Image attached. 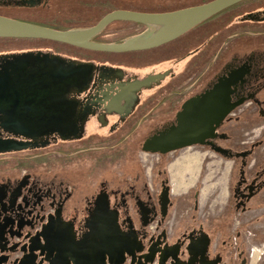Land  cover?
<instances>
[{"label": "flooded vegetation", "instance_id": "flooded-vegetation-1", "mask_svg": "<svg viewBox=\"0 0 264 264\" xmlns=\"http://www.w3.org/2000/svg\"><path fill=\"white\" fill-rule=\"evenodd\" d=\"M205 1L0 0V5L43 9L56 5L58 8L66 6L75 10L104 12L94 23L86 25L88 27L114 10L154 14ZM235 5L216 13L173 40L148 49L107 52L62 43L68 45L66 48L70 51L36 48L0 53V70L7 68L13 80L24 79L23 83L9 85L13 91L10 94L11 103L6 114L0 112V148L3 144L20 147L0 150V161H6L5 164L0 162V255H10L12 260L22 258L29 238L56 215L60 216L66 226H72L75 241L82 240L90 231L88 225L92 217L103 213L98 204L107 199L109 208L117 211L121 230H134L140 245L137 257L132 261L126 258L124 264H264V259L260 261L264 255V243L260 244L263 249L253 263L252 252L247 253L245 240L240 237L237 227L239 222L236 223V217L245 216V212L252 209V202L264 193V49L236 55L223 65L219 63L217 67L222 65L221 68L201 89L198 88L202 82L193 83L195 77L178 86L176 90L180 91V95L166 105L164 122L153 125V128L150 124L151 129L145 137L147 139L174 123L177 112L188 98L211 87L219 76L240 68L243 74L232 86L231 102H241L215 128L214 138L209 139L230 155L218 153L205 144H193L166 153L144 151L142 144L145 139H142L138 152L141 151L144 156L139 155L140 159L133 164L126 155H119V164L117 166L115 162L111 176L102 178L94 185L95 192L92 195L86 194L80 205L72 185L42 181L22 169L23 162H20L29 157L31 152L65 145L75 138H81L90 123L116 132L136 112L157 101L158 97L163 96L167 100L170 94H163V90L158 91V88L165 82L175 80L177 76L174 68L162 65L163 62L185 49L187 51L176 61L185 57L199 60L206 53L199 43L207 37L209 43L215 42L222 35L220 28H225L227 21L221 24L217 16ZM255 11L236 15L240 17L238 21H264L261 19L264 14L261 17L251 14ZM146 29L144 24L127 19L112 20L90 40L99 44L118 43ZM251 30L254 31V28ZM261 33L264 34V27ZM180 37L183 38L169 46V43ZM29 53L33 54L31 58L26 56ZM159 73L166 74L143 87L135 88L132 84ZM144 115L143 119L149 118L153 110ZM140 120L136 123L138 127ZM5 121L32 122L38 125L34 131L22 134L6 131L1 125ZM61 122L64 130L59 132L56 129L61 128ZM259 122L263 128L261 133V127L256 125ZM231 123L235 127L242 126V131L244 125H251L252 128L247 132L254 133L255 138L245 141L248 145L239 149L238 144L242 142L239 143L233 136ZM195 146L234 161L228 185L230 205L226 212L230 213V218L225 215L221 222L215 223L212 220L210 225L195 217L188 222H184L182 217L178 220L172 210L174 198L168 165L171 164V169L178 163L197 172L199 160L202 159L201 152H182L177 157L173 155L170 162L167 159L166 164L161 163L166 155ZM146 155L156 156L155 163ZM13 159H16V163H7ZM127 167L130 170H125ZM178 187L179 183H174V189ZM55 228L56 223L53 226ZM10 250L13 251L12 255ZM254 251L253 254L257 255V250ZM40 259L37 256L36 263L44 264Z\"/></svg>", "mask_w": 264, "mask_h": 264}, {"label": "rangeland", "instance_id": "rangeland-1", "mask_svg": "<svg viewBox=\"0 0 264 264\" xmlns=\"http://www.w3.org/2000/svg\"><path fill=\"white\" fill-rule=\"evenodd\" d=\"M253 10H256V13L251 14L256 17H261V15L264 14V0H244L217 16L221 19V24L227 21V26L225 28H220L222 35L219 36L215 42L209 43L207 37L199 43V45L203 46L206 50V53L203 54L199 60H195V58L192 57H185L184 59L176 61L187 51V49H185L174 53L169 59L163 62L162 65L173 67L174 73L177 76L175 80L165 82L162 87H159L160 89L158 88V91L163 90V94H170L167 100L163 96L158 97L157 101L136 112L130 121L116 132L107 131L106 128H98L97 124L90 123L84 129V134L81 138H75L65 145L46 147L41 151L31 152L29 157L20 161L23 162L21 165L22 169L29 171V173L36 178L45 182L72 185L74 188V196L78 205H80L86 194L92 195L95 192L96 189L94 185L100 182L102 178L111 176L115 162H117V166L119 164L117 160L119 155H126L127 159L131 160L133 164L138 162V158L140 159V157H138L139 155L142 157L144 156L141 151L138 152L140 142L148 135L151 129L149 128L150 126L153 128V125L164 122L166 105L169 101H172L180 95V91L176 90L178 86H182L188 79L190 80L192 77H195L193 83L198 84L202 82L200 88H198L201 89L230 58L236 55H245L253 50L264 49V34L261 33L264 27V21H238L240 17L237 16H241L243 13ZM102 13L104 12L87 11L85 9L75 10L66 6L58 8L56 5H53L49 9L0 5V15L27 21L29 23L58 22L61 26H86L94 23ZM247 28L248 31H246ZM251 28H254V31L251 30ZM242 29H244V31H241ZM182 38L183 37H180L178 40L172 41L169 43V46L174 45ZM67 46L68 45L59 42L44 39L0 38V53L36 48L68 52L70 50H67ZM214 59H216V61H214ZM219 63H222V65L217 67ZM160 65L159 63V66ZM151 110H153V115L143 119L145 117L144 114ZM139 120L141 123L138 127L136 123ZM260 123L261 122L256 125L261 127ZM241 127L232 125L231 128V132L233 136L236 137V141L239 143L242 142L238 144L240 146L239 149L248 145L245 141L255 138L254 133L247 132L252 128L251 125H244L243 131ZM260 130L259 132L261 133L263 128L261 127ZM241 133H243V135H241ZM193 150L200 151L202 158L199 160L200 168L197 173V178L191 190L189 189V191L177 194L176 196L172 193L173 198L177 201L176 206L172 210L178 220H181L182 217L185 219H183L184 222H188L191 219L190 214H193L196 216V219L202 220L206 225H210L214 216L220 214L223 209H229L230 200L228 199V185L230 171L234 161L222 158L205 148L195 146L175 152L172 155L168 154L161 163L166 164L167 159L170 162L173 155L177 157L181 155L182 152L187 153ZM146 156L152 158L153 163H155L156 156ZM0 162L5 164L6 161ZM7 163H16V159L8 161ZM163 166H161L160 169H162ZM221 181H224L227 187V195L222 203V207L219 199ZM155 189H157V187H155ZM191 191L194 195L193 200H195L194 203L196 205V209L194 210L192 208V198L190 197ZM202 192L204 193L203 207L200 205ZM187 208L189 210H187ZM251 214L252 213H250V215L246 213L245 216L236 217V223L243 220L245 221L246 218L249 219ZM256 221L257 222L254 220L252 224L250 222V227L242 230L247 253H251L253 246H259L258 248L260 249L264 248L260 246V244L263 245L264 243V219L260 217V219ZM237 224L239 225V223ZM261 257L262 259L260 261L263 262L264 255Z\"/></svg>", "mask_w": 264, "mask_h": 264}, {"label": "water", "instance_id": "water-1", "mask_svg": "<svg viewBox=\"0 0 264 264\" xmlns=\"http://www.w3.org/2000/svg\"><path fill=\"white\" fill-rule=\"evenodd\" d=\"M27 2L28 0H19ZM244 0H207L205 2L177 8L165 12H138L114 10L106 13L94 25L66 30L51 29L35 23L0 15V38L44 39L69 44L75 47L107 52H127L156 47L173 40L195 25L216 13ZM129 20L144 24L147 29L118 43H98L90 38L115 20ZM261 19H264V15ZM31 58L33 54H26ZM166 73L148 76L133 82L135 88L158 81ZM243 71L234 69L219 76L216 81L200 94L188 98L177 112L175 122L169 127L150 135L142 144L144 151L166 153L193 144H205L223 155L230 153L215 146L209 139L214 138V130L224 117L241 100L231 102L232 86ZM23 83L24 79L13 80L7 68L0 70V112L6 114L13 93L9 85ZM61 128L57 131H63ZM7 131L22 134L37 129L36 123L5 121L1 123ZM48 125V123H46ZM63 138H66L61 134ZM13 144H3L1 151L17 149ZM165 200L167 197L165 196ZM103 204V205H102ZM103 209L101 215L92 217L88 225L87 237L75 241L71 225H65L60 216L48 219L47 223L29 238L22 258L12 260L10 255H0V264H37L36 258L44 264H124L137 257L140 245L134 230L123 232L118 222L116 210L109 208L107 199L98 204ZM57 218V219H56ZM56 223V230L53 226ZM13 251L10 250L12 255ZM146 259V258H145Z\"/></svg>", "mask_w": 264, "mask_h": 264}, {"label": "crops", "instance_id": "crops-1", "mask_svg": "<svg viewBox=\"0 0 264 264\" xmlns=\"http://www.w3.org/2000/svg\"><path fill=\"white\" fill-rule=\"evenodd\" d=\"M193 152V151H192ZM207 154V153H206ZM177 161V160H176ZM174 161L173 164L176 162ZM180 161V160H179ZM171 165V164H169ZM169 165H168V170H169V173H170V177H171V184H172V193L174 194V196H176L177 194H180V193H185L186 191H189V189L191 190V188H193L194 186V183H195V180L197 178V173H198V170L197 172L194 171V170H191L190 168H186L184 165H180V164H174V167H172L171 169L169 168ZM125 170H130V168H126ZM228 171V170H227ZM179 183V187L177 189H174V183ZM220 193H219V199H220V203H221V207H222V203L224 202L225 200V196H226V193H227V187L225 186L224 184V181H221L220 182ZM204 193L202 192L201 194V198H200V205L203 207V204H204ZM193 194H192V191H191V194H190V197L192 198V208L194 210V201L193 200ZM176 199H173V206H172V209L176 206ZM253 206H252V209L251 210H248L247 212L245 213H252L250 218H246L245 221H241L239 222V225L237 226L238 227V230L240 231V237L243 239V229L245 228H248L250 227V222L251 224L253 223V221L255 220V222H257L256 220L260 219H264V193L261 194V196L259 198H256L253 202H252ZM189 208V207H188ZM187 208V210H189ZM229 209H223L222 212H220V214H218L217 216H214V218L212 219L215 223H218V222H221L223 219H224V216L226 215V218L229 217L228 215H230V213L228 212L226 214V212L228 211ZM246 215V214H245ZM190 218H196L195 215H191L190 214ZM254 217L253 220H251V218ZM230 218V217H229ZM230 220V219H229ZM254 250H257V255H254L253 254V251ZM251 260L252 262L254 263L260 256L261 254V249L254 246L252 248V251H251ZM254 257V258H253Z\"/></svg>", "mask_w": 264, "mask_h": 264}, {"label": "trees", "instance_id": "trees-1", "mask_svg": "<svg viewBox=\"0 0 264 264\" xmlns=\"http://www.w3.org/2000/svg\"><path fill=\"white\" fill-rule=\"evenodd\" d=\"M30 23H35V24H38V25H42V26H45V27H48V28H51V29H57V30H66V29H70V28H74V27H84L83 25L82 26H72V25H69V26H61V24H59L58 22L57 23H52V22H30ZM87 27V26H85Z\"/></svg>", "mask_w": 264, "mask_h": 264}]
</instances>
